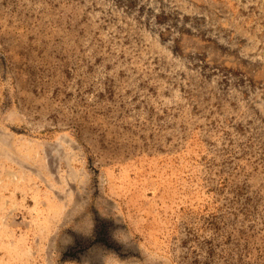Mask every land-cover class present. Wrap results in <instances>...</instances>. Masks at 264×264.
Listing matches in <instances>:
<instances>
[{"label":"rangeland","instance_id":"374dc122","mask_svg":"<svg viewBox=\"0 0 264 264\" xmlns=\"http://www.w3.org/2000/svg\"><path fill=\"white\" fill-rule=\"evenodd\" d=\"M0 264H264V0H0Z\"/></svg>","mask_w":264,"mask_h":264}]
</instances>
